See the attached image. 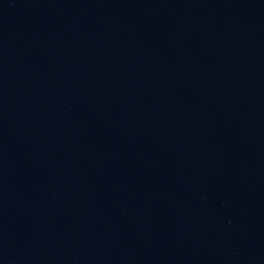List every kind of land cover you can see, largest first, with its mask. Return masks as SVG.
I'll list each match as a JSON object with an SVG mask.
<instances>
[{"label":"water","instance_id":"95a60500","mask_svg":"<svg viewBox=\"0 0 264 264\" xmlns=\"http://www.w3.org/2000/svg\"><path fill=\"white\" fill-rule=\"evenodd\" d=\"M0 264H264V0H0Z\"/></svg>","mask_w":264,"mask_h":264}]
</instances>
